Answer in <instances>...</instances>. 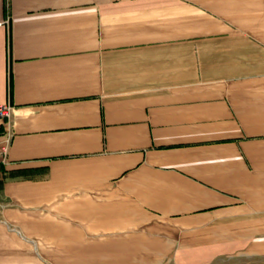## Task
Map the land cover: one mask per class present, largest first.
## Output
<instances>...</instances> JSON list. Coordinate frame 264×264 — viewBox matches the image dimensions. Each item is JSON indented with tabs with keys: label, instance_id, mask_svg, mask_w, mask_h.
I'll list each match as a JSON object with an SVG mask.
<instances>
[{
	"label": "crops",
	"instance_id": "crops-1",
	"mask_svg": "<svg viewBox=\"0 0 264 264\" xmlns=\"http://www.w3.org/2000/svg\"><path fill=\"white\" fill-rule=\"evenodd\" d=\"M8 17L0 264H264V0H0Z\"/></svg>",
	"mask_w": 264,
	"mask_h": 264
},
{
	"label": "built area",
	"instance_id": "built-area-1",
	"mask_svg": "<svg viewBox=\"0 0 264 264\" xmlns=\"http://www.w3.org/2000/svg\"><path fill=\"white\" fill-rule=\"evenodd\" d=\"M10 17L5 21H0V28L8 25ZM15 106L10 103L0 104V120L5 121V129L0 139V162H7L10 147L12 143L13 133L11 131V119L14 113Z\"/></svg>",
	"mask_w": 264,
	"mask_h": 264
}]
</instances>
